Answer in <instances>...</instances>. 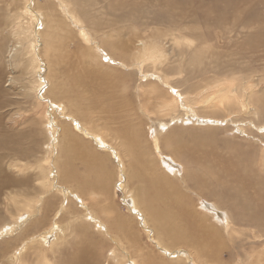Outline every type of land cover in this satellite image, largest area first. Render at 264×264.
Listing matches in <instances>:
<instances>
[{
	"label": "rangeland",
	"instance_id": "obj_1",
	"mask_svg": "<svg viewBox=\"0 0 264 264\" xmlns=\"http://www.w3.org/2000/svg\"><path fill=\"white\" fill-rule=\"evenodd\" d=\"M18 1L22 0H0V39L5 33L7 35V20L15 15L17 5L14 2ZM76 1L82 14V19L79 18L84 20L78 25L71 21L73 8L67 0H29L33 7L31 9L37 3L41 6L42 20L46 22L44 26L40 23L42 20L39 23L30 22L31 29L36 26V31H42V35L52 44L47 53L46 47L42 50L37 44L36 53L40 60L37 64L40 68L33 64L22 69L14 63L12 54L19 46L18 37L6 36L0 51V177L5 174L20 183L0 194V245L26 228V221L31 218L25 212H20L22 216L17 220L14 207L9 204L4 206L3 203H7L4 195L16 191L26 193L35 200L47 198L55 205L48 211L45 206L42 207L45 201L36 203L37 210L33 216H37L38 224L43 226L34 229V233L40 236L30 239L28 247L18 251L15 256L24 251H34L43 236L41 234L55 220L61 229L79 224L77 228L85 225L90 228L93 233L91 244L84 241L78 229L76 234L80 238L73 239L72 236L69 240H78L99 250L98 258L94 261L97 264H117L115 256L119 258L125 255L113 247L112 240L120 241L141 263L147 257L144 251H151L158 245L147 215L133 206V190L141 183L145 184L147 179L143 174L140 181L131 180L129 168L124 166L129 156L123 144V134L135 130L144 136L146 155L143 159L153 160L164 174L176 178L181 177L185 169L194 170L202 181L213 183L211 191L214 194L218 190L224 193L227 201L224 206L228 211L203 199H212L206 191L200 192L198 197L193 191L184 190L183 185H176L188 198L193 195L192 208L204 212L202 216L208 218L205 221L207 226L215 225L217 231L241 229L239 231L243 233L238 237L233 235L231 240L226 239L224 248L211 261L264 264V256L258 255L264 248V224L252 228L255 235L250 238L251 232L244 229L247 222L241 217L248 212L253 214L251 207L264 208V114L258 113V109L254 111V105L247 100L244 101L246 108L245 105L239 108V105L231 107L223 97L218 100L214 98V92L218 90L222 89V93H225L223 81L242 78L245 89L257 84V77L264 80V0ZM32 13L37 17L39 12L33 10ZM27 17H31L30 14ZM25 21L24 25H27L28 21ZM81 28L89 36L87 42L79 35ZM184 39L192 41L194 45L189 48ZM104 41L108 43L107 48L103 46ZM152 44L158 46L157 59L137 58L140 47ZM118 56H124L125 61H120ZM135 62L139 63L136 65ZM36 71L42 79L37 77ZM122 72H131L132 76L124 80L120 78ZM103 74L109 76L102 77ZM39 83L40 86L36 87ZM166 84L174 89L175 96L180 94L189 100L186 103L198 118H214L215 122L199 123L185 116L183 118L188 121L174 122L175 126L163 127L167 128L164 130L158 128L159 119L167 124L170 117L176 114L159 112L166 99L162 88ZM232 93L229 96L232 97ZM240 94L236 95L238 99ZM179 113L184 114L183 111ZM71 119L94 129L105 138L108 141H105V146H112L123 157L120 164L124 171L128 170V176L120 171L121 166L117 165L118 159L112 149L102 148L98 151L91 137L80 132ZM180 119L178 117L176 120ZM55 121L60 122L59 125ZM61 125L76 137L80 146L82 143L86 147L88 154H82L81 149L77 148L71 155L62 150L66 144L62 141ZM157 130L160 140L154 141ZM173 130L178 139L171 145L180 142L187 153L193 154L196 159H190L187 153L178 154L185 164H182V160L174 163L170 160L172 156L169 151L161 150L165 145L164 138ZM205 153H209V161L197 162L204 159ZM90 155L102 159L98 163L100 178L108 186L107 191L101 190L94 195L97 200L94 213L108 223L118 214L136 225L134 230L136 234H141L145 244L140 251L142 256L133 254L135 251L139 255L138 245L129 234L120 232L108 236L104 231L106 226L95 225L93 218L87 215L89 213L91 216L90 212L93 211L91 196L82 197L77 192L86 182L82 181L83 177H88L87 180L93 178L94 166L86 159ZM103 160L111 169L110 176L106 177L101 171ZM64 166L68 171H64ZM39 167L45 173L48 184H51L48 194H38V191L42 192L40 185L43 183ZM63 188L74 191V195L77 194L82 201L79 202L74 195L63 193ZM69 202L76 210L62 220L61 216L69 213L65 210ZM106 207L109 208L106 209L108 214L101 213ZM49 212H53V215L46 219ZM227 212L241 220L239 228L227 222ZM17 226L21 229L17 230ZM9 228L16 232L3 234ZM55 235L53 232L45 238L43 249L52 247ZM20 242L8 246L6 252L0 250V264L10 263L11 254L14 248L20 247ZM99 244L102 245L101 251ZM182 248L175 247L170 251L162 248L165 253L156 248L155 253L160 259H171L181 256ZM251 248L255 251L247 258ZM28 256L22 264H35V256ZM204 258L209 260L207 256ZM189 263L193 264L192 260ZM126 264H131V260H127Z\"/></svg>",
	"mask_w": 264,
	"mask_h": 264
},
{
	"label": "bare ground",
	"instance_id": "obj_2",
	"mask_svg": "<svg viewBox=\"0 0 264 264\" xmlns=\"http://www.w3.org/2000/svg\"><path fill=\"white\" fill-rule=\"evenodd\" d=\"M67 1L71 4L73 8V12H72L73 16L71 18L72 23L78 25L79 23L84 22V20H80L82 14L77 8V1L76 0H67ZM28 2L29 0L14 2V4L17 5L15 6L16 13L15 15H11L9 17V20H7L6 27H9V29L7 28L8 31L6 30V28L4 29L5 32L7 31V35L5 33L3 38L0 39V51H1L2 48L4 47V40L6 36L11 35L14 37H18L19 41H17V44L19 46L15 50L14 54H12V58L13 60H15L14 63H16L22 69H27L29 66L30 67L33 66V64L34 65L36 64V67L40 68V66L37 64L38 61L40 62L38 54L36 53L37 44L41 46L42 50L46 47L45 50L46 53L49 51V48L52 47L51 40L47 39L45 35H42V31L37 32L35 29L36 26L35 28H33V30L31 29L30 22H32V24L34 23V21H37L39 23L43 19V14L40 13L41 10L43 9L38 3L37 5L34 4V9H31L33 7ZM43 7L44 8L46 7L45 4L43 5ZM33 10L39 12L37 13L39 16L37 15L36 17V15L32 13ZM27 14H30L31 17L25 18ZM23 18H25V20L28 21L27 25H24L26 21L22 20ZM5 21H1V22H5ZM40 23L43 26L46 25L45 20H42V22ZM42 29H44V27ZM78 32L79 35H81L82 40H84L85 42L89 40V36L87 33L84 32V29L81 28L79 29ZM42 38H44V41ZM184 41L187 43L189 48H191L194 45L193 42L188 39H184ZM107 45L108 43L104 41L103 46L107 48ZM139 52L140 54L137 56V58L157 59L159 57V55L157 54L158 46L155 44L140 47ZM193 57L194 56H192L191 60L193 59ZM118 59L120 61H125L124 56H118ZM135 63L137 65L139 62H135ZM117 64L125 66L122 63H117ZM36 73L38 77L39 72L36 71ZM106 76L109 75L108 74L102 75V77H106ZM131 76H132L131 72H126V73L122 72L120 74V78L124 80L129 79ZM38 78L40 79L41 77ZM256 81L257 84L247 86V88L245 89L242 86L243 83L242 78L236 77L231 80L223 81L222 87L225 93H222V89L218 90L214 92V94H216L214 98L218 100L220 97H223L228 101V103L231 104V107H233V105L236 106L239 105L238 106L239 108L244 107L245 105L244 101L247 100L248 102H250V104L252 103L254 105L255 107L254 111L258 109V113L262 112V114H264L263 113L264 80L262 77H257ZM40 84L41 83H39L36 87L40 86ZM162 88H164L165 90L163 92L165 94L166 99L163 101L162 109H160L159 112L168 113V114L171 112H175L176 114L170 117V120L167 124L162 123L161 120L159 119L158 128L160 127L162 128V130H164L167 128H163V127L175 126L174 122L182 123L183 120L188 121L189 118H194V120H197L199 123L207 121L210 124L211 122H215L214 118H206V119H204V117L198 118L195 115L196 113L194 112V110L186 103L189 100L187 98H183L180 94L175 96L173 94L174 89L171 86L166 84L163 85ZM231 92H233L232 97L229 96V93ZM237 94H240L239 99L236 97ZM246 104L249 105L247 102ZM244 108H246V105ZM251 110L253 111V109ZM180 111H183L184 114L180 115L179 113ZM67 113L72 114L71 112H67ZM186 114L189 115L191 114V115L189 116ZM185 116L188 119H184L183 117ZM178 117L181 118L180 121L176 120L178 119ZM71 121L74 124V126H76L79 129L80 132L91 137L92 141L94 142V146L98 151H100V149L102 148L108 150L112 149V153L115 154L118 159L119 164L117 165L121 166L120 171H123V173H125L128 176V170L124 171L123 165L120 164L123 161L122 159L123 157L119 153L117 154L116 150L112 146L110 145L105 146L104 144L105 141L106 143H108V141L105 138H103L94 129L88 128L84 124L77 122L76 119L74 120L71 119ZM59 123L60 122H56V125H59ZM152 125L153 124L149 126V131ZM259 129L260 128H258V130ZM240 130L242 131L243 129ZM128 131L129 132L126 131L123 134V144L126 147V154L129 156V161L126 162L124 166L126 168H129V178L131 180L140 181L141 176L143 174L147 179L145 184L141 183V186L133 190L134 191L133 206L136 209L140 208L141 211L145 213V215H147L148 223H150V225L152 226L153 237L157 241L158 246H156V248L158 250L163 251L162 248H167V251L168 250L170 251L171 249L180 246L184 248H182L181 249L182 251H180V254L182 253L181 256L179 255L178 257L171 259H160L157 253H155L156 248L153 247L151 248V251H146V252L144 251V254L147 257L143 258L141 260V263H139V261L135 260V257L130 254V252L121 244L119 240L118 241L120 245L119 243H117L116 240H112L113 247L121 251L122 254H125L123 257H119V258L115 256L116 258L115 261H117V264H126L127 260H131V264H188L191 260L193 264H222L221 261H217L216 263H213L211 259L213 260L215 258L216 253L224 248L226 239L231 240L232 238H234L233 235H236L235 237H238L239 235H243V233L239 231L241 229H230L229 231L225 229L223 231V229H221V231H217V227L215 225L207 226L205 224V221H208V218L206 216H202L204 212L201 213L198 210H193L192 208L193 195H191V197L188 198L187 196H185V194L179 191L176 185L178 186L183 185L184 190L193 191L194 193L197 194L198 197L200 192L206 191L208 195L212 196V199L202 196L200 197L215 203L216 206L219 207L220 209L228 211V209L225 208L224 206L225 204H227V201H225L224 199V193L222 192V190H218L216 194H214L211 191V187L213 186V183H206L202 181V179L197 175V173L194 172V170L185 169L183 175L181 177H176V178L172 177L171 175H168V173L164 174L163 170L161 171L158 168V165L156 166L154 164L153 160L143 159V157L146 155V145L144 143L145 140L143 134L134 132L135 130H128ZM248 131L250 132L249 129ZM174 132L175 130H173L172 133H170L166 138H164L163 142L165 145L162 146L163 149L161 150H166L167 152L169 151V153L172 156V158L170 157V160L174 161V163L175 162L177 163L178 160H182L181 157L178 156V154H186L188 151L186 150L185 146H183L180 142L171 145L174 141H177L178 139L177 133ZM60 133L63 136L62 141L66 144L65 149H62V147H60V149L64 150V152H66L67 155H71V153L75 148L81 149L82 154H88L86 147L82 143L80 146V143L78 142L76 137L72 135L68 131V129L63 125H61L60 127ZM100 136L102 138H100ZM153 139L154 141L160 140L159 130H157V133ZM155 147H157V145H155ZM187 156L190 159H196V157L191 153H187ZM207 158H209V153H205L204 159L202 160L198 159L197 162L206 163L207 161H209V159ZM86 159L88 163L94 166L95 170H93V174H92L93 178L91 180H87L88 177H83L82 181L84 180L86 182L83 183L82 187L80 188L81 190L77 193L82 197L91 196L90 200L92 201V203L90 204V206L92 207L93 211L90 212L92 213L91 216L89 215V213H87V215L90 218H93V220L96 222L95 225H98L100 227L106 226V229L104 227V231L108 236L114 233L119 234L120 232L129 234L131 236V240L138 245L137 251H139V255H137L135 251L133 252V254L136 255L137 257L142 256L140 251L143 250V245L145 244L141 239V234H136L134 230V228H137L136 225L135 226L132 225L128 219L118 214H116V218L111 223H108V221L99 218L98 217L99 215H97V213H94V211L97 210L96 208L97 200L94 197V195L96 194V192L101 190L107 191L108 186H106L100 178V170L98 163H100L102 159L101 158L95 159L92 155L87 156ZM183 163L185 164L184 161L182 162V164ZM39 169H40V177L42 178L43 183H41L40 185V189L42 190V192L38 191V194L39 195H44L46 193L48 194L50 192L49 190L51 189L50 186L51 184H48L46 175L41 169V167H39ZM64 171H68L66 166H64ZM101 171L106 177L111 175V169L109 168L105 160H103ZM76 179L77 181H79L78 176H76ZM96 180L98 181V183H96ZM80 183L81 182H79V184ZM18 185H20L19 182L15 180H11V178L9 176H5V174H1L0 194L3 195L4 193L3 190H7L11 186H18ZM123 188H125V185ZM62 191L63 193H67L72 196L74 195L73 193L74 191L67 190L65 188H63ZM81 192L83 193L81 194ZM4 198H5L4 201L5 200L7 201V203L5 202L3 203L4 206L7 204L13 206L15 212L19 215V216L17 215L16 217L17 220L20 219V217L22 216V214H19L20 212L23 213L25 212L26 214L31 216L30 220L26 221L27 224L26 228L21 229L19 228V226H17V230L21 229L22 231H19L14 236L7 238L5 242L0 245V250L2 252H6L8 246H11L16 242H20V239H23V242H20L18 244L20 245V247L14 248L13 252L15 251V253L12 252L11 254L12 258L9 264H22L23 261H25V259L30 257L28 256V254H33L35 256L33 258V260H36L35 264H97L94 261L98 258L99 250H95L89 245L83 244L81 241L69 240V237L71 238L72 236L73 239L80 238V236L76 234V230L78 229V231L82 233L84 241L87 244H91L92 243L91 235H93V233L90 232V228L87 225L77 228L80 225L79 224L77 226H73L70 228L66 226L67 228L61 229L59 226L56 225L57 222L55 220L51 223L49 228L43 234H41L43 236L40 237V241H38V247L34 249V251L31 250V253H26L24 251V253L15 256V254L17 255L19 253L18 251H21L23 248L26 249V247H28L30 239L38 238V236H40L38 235V233L37 234L34 233V229L38 227L41 228L43 226L38 224L37 222L38 219L36 218L37 216L36 217L33 216L37 210L36 208L37 206L35 207L36 203L38 204L42 200L45 201V204L42 207L45 206V208L48 209V211H51L55 204H52L51 200H46L47 198L39 197L38 199L35 200L34 197H31L26 193H16V191L10 194L6 193L4 195ZM74 198L78 199L79 202L82 201L77 194L74 195ZM67 205L68 208H65V210L67 209L69 213L67 215L63 214L61 216L62 220L65 219L66 216L72 215L74 213V210H76L75 208H72L73 203L69 202L67 203ZM106 209L109 208L107 207L104 208L101 213L108 214ZM250 210H252L254 213L252 214L248 212L246 215H242L241 217L245 220V222H247L244 224V229L247 230L248 233L251 232L250 233V238H251L255 235L252 228H257L256 226H262L264 224V208L254 206L251 207ZM52 215L53 212H49L48 215L46 216V219L47 217L49 218ZM226 217L227 219H229V221L227 222L233 223L234 225L237 226V228H239L238 226L242 225L241 220L239 218L230 216L228 212ZM16 223H18V221ZM13 226L14 225H12V227ZM109 230H112L113 232H109ZM13 232H16V230H12L11 228H9V230H6L5 232H3V234L8 235V234H12ZM53 232H55L56 235L54 236V240L52 241L53 242L52 247L49 249H43L44 246L43 243L45 242V238H47L48 235H52ZM54 245L57 247H54ZM99 249L101 251L102 249L101 244H99ZM254 251L255 249L251 248V250L247 253V258ZM163 252L165 253V250ZM258 255L264 256V248H262V250L258 252ZM204 256H207L209 260L205 259Z\"/></svg>",
	"mask_w": 264,
	"mask_h": 264
}]
</instances>
